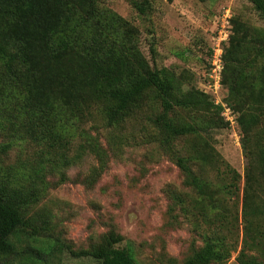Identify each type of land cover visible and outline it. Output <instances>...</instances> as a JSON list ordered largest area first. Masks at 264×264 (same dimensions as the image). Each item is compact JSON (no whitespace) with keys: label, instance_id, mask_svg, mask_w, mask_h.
<instances>
[{"label":"trees","instance_id":"trees-1","mask_svg":"<svg viewBox=\"0 0 264 264\" xmlns=\"http://www.w3.org/2000/svg\"><path fill=\"white\" fill-rule=\"evenodd\" d=\"M250 1L264 20V0ZM231 22L221 97L237 114L248 160L241 207V175L197 122L199 115H221L224 105L182 72L151 66L136 26L97 0H0L1 82L27 113L20 128L40 148L29 164L0 168V264L18 258L24 241L30 253L23 258L31 261L55 250L53 244L31 243L52 224V210L35 209L51 187L48 173H59L61 184L66 169L86 154L98 165L82 181L94 186L104 172L109 152L87 123L104 128L119 153L131 141L156 142L179 167L189 191L172 188L170 195L204 238L181 264H225L234 252L240 264H264V28L235 12ZM141 122L142 133L133 130ZM12 145L13 140L0 147ZM208 168L216 175L207 174ZM123 240L109 231L89 249L70 253L98 264H138L133 248L120 245Z\"/></svg>","mask_w":264,"mask_h":264},{"label":"rangeland","instance_id":"rangeland-1","mask_svg":"<svg viewBox=\"0 0 264 264\" xmlns=\"http://www.w3.org/2000/svg\"><path fill=\"white\" fill-rule=\"evenodd\" d=\"M97 1L102 8L114 10L139 29V45L151 66L182 72L199 89L207 71L208 46L215 26L219 25L214 23L224 7L231 6L236 16L264 28V20L250 0ZM136 4L144 6L145 12ZM3 77L0 65V122L3 123L0 145L13 140L10 148L2 150L0 147V168L12 165L19 169L29 164V159L39 153L40 148L28 141L25 128H20L27 113L17 103L12 89L3 87ZM199 116L197 122L201 119L202 126L208 128L211 143L241 175L237 180L241 207L248 164L242 134L229 125L226 114ZM143 123L133 126V130L142 133L137 128ZM84 126L93 134L101 135L109 152L104 172L94 186L82 181L98 165L93 154H86L80 163L66 169L68 179L65 182L59 183V173H48L51 187L35 209L52 210V224L45 235L31 243L38 247L42 244L44 248L53 244L55 250L44 260L31 261L23 258L30 253L25 252L27 242L24 241L18 247L21 255L11 256L7 264H98L90 258H74L70 250L89 249L109 231L123 235L120 245L133 248L138 264H181L195 249L203 246V230L191 223L170 195L172 188L189 191L184 175L158 143L134 145L131 141V145L123 146L119 153L109 142L104 128L95 130L91 123ZM15 132L22 137L13 136ZM206 173L216 175L209 168ZM242 239L243 233L239 249ZM237 254L234 252L225 264H240Z\"/></svg>","mask_w":264,"mask_h":264},{"label":"built area","instance_id":"built-area-1","mask_svg":"<svg viewBox=\"0 0 264 264\" xmlns=\"http://www.w3.org/2000/svg\"><path fill=\"white\" fill-rule=\"evenodd\" d=\"M218 20L214 23H218L215 26V34L212 35L213 39L210 42L212 49L210 66L205 72L203 81L201 82V89L214 96L216 103H222L224 105V111L222 114H226L228 121L232 127H236L237 114L226 103L222 101L221 89H222V73L224 69V46L228 42L232 32V18L233 10L231 6L224 7L223 12L218 15Z\"/></svg>","mask_w":264,"mask_h":264}]
</instances>
